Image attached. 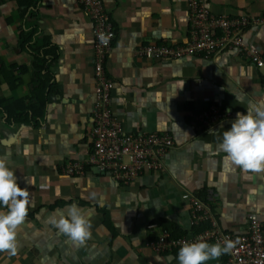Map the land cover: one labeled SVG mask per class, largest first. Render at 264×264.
<instances>
[{"label":"crops","instance_id":"0c3cea01","mask_svg":"<svg viewBox=\"0 0 264 264\" xmlns=\"http://www.w3.org/2000/svg\"><path fill=\"white\" fill-rule=\"evenodd\" d=\"M102 1L116 30L107 53V71L115 81L112 114L126 130L170 134L173 147L161 159V170L143 169L127 182L92 170L64 172L71 161L87 158L91 147L93 20L77 0H38L26 12L27 0H0V69L10 74L9 80L0 70V105L27 99L37 88L31 51L18 45L21 32L34 26L35 42L58 48L51 69L60 90L39 125L10 123L0 110V156L8 159L19 186L28 188L31 214L19 228L17 255L0 253V264H179L178 253H157L151 243L160 235L161 221L188 231L191 205L184 194L205 201L211 193L206 203L224 231H243L251 214L264 221V172L242 173L220 147L236 113L264 100V70L228 51L147 58L142 49L149 43L187 41L186 1ZM206 7L230 16L264 14V0H206ZM245 36L264 48L263 25H251ZM58 201H71L90 219L92 234L85 245L51 225L50 218L66 214L70 205L52 207ZM101 208L111 228L103 224ZM205 264H222V258Z\"/></svg>","mask_w":264,"mask_h":264},{"label":"built area","instance_id":"2783aa9c","mask_svg":"<svg viewBox=\"0 0 264 264\" xmlns=\"http://www.w3.org/2000/svg\"><path fill=\"white\" fill-rule=\"evenodd\" d=\"M77 1L94 24L95 103L92 108V125L89 131L91 147L88 156L71 161L64 167V172L81 175L92 170L95 173L112 174L117 180L127 182L141 175L143 169L161 170V159L173 147V138L168 133L132 132L116 120L111 110L115 81L107 71V53L116 35L114 22L102 0ZM185 1L191 25L187 41L175 45L149 43L142 49L144 56L175 59L183 55L208 57L228 51L241 54L256 68L264 70V48L249 44L245 36V31L251 25L264 26V14H216L206 7V0ZM101 33L108 38L107 43L101 42ZM261 77L264 83V72ZM214 116L215 112L210 110L208 120H212ZM206 120L199 121L205 125ZM207 194L205 201L187 194L182 197L191 205L189 227L196 230H191L185 236L174 237L163 228L151 247L157 253L166 254L178 251L186 241L203 238L209 243H222L230 239L235 247L222 255V264H264V221L251 214L243 231H224L219 228L209 211L206 202L211 201V193Z\"/></svg>","mask_w":264,"mask_h":264},{"label":"clouds","instance_id":"9594fccd","mask_svg":"<svg viewBox=\"0 0 264 264\" xmlns=\"http://www.w3.org/2000/svg\"><path fill=\"white\" fill-rule=\"evenodd\" d=\"M107 39L104 34H100L102 43H107ZM220 147L227 159L239 167L242 173L247 175L264 172V100L251 105L246 113H236L230 127L222 133ZM27 151L26 148L25 154ZM29 205L28 188L19 186L8 159L0 156V253H7L9 257L17 255L18 231L28 217ZM50 223L78 245H85L92 234L90 219L76 204H70L66 214L52 216ZM191 230L196 229L189 227L182 236ZM234 247L235 243L230 239L222 243H209L200 238L184 242L178 250L177 258L179 264H205L220 256L222 258V255L231 252ZM175 252L177 251L173 253Z\"/></svg>","mask_w":264,"mask_h":264},{"label":"trees","instance_id":"16d2710c","mask_svg":"<svg viewBox=\"0 0 264 264\" xmlns=\"http://www.w3.org/2000/svg\"><path fill=\"white\" fill-rule=\"evenodd\" d=\"M37 3L38 0H27V6L24 12H26L29 8H36ZM28 14L33 15L34 13L31 10ZM35 29L36 26L27 31H22L18 37V45L23 49L27 47L31 51V65L33 67L32 80H36L38 85L36 90L31 93V95L27 96V99H10L0 105V110L7 114V121L10 123L21 121L22 123H33L34 125H39L45 117L47 105L53 97L60 93L55 73L51 69L52 63H54L59 57L58 48L50 42H44L43 44L35 42V36H33V31ZM21 69L27 70L25 66H22ZM0 70L3 74H5L6 78L10 77V74L6 69ZM197 198L199 200H203L200 197ZM70 202L71 201H58L52 205V207H55L56 205L61 207L66 204H70ZM101 212L103 214L101 218L103 224L111 228L107 211L101 208ZM28 215L31 214L28 213ZM158 225L170 231L171 235L174 237H179L185 234L175 223L161 221ZM175 253H178V251Z\"/></svg>","mask_w":264,"mask_h":264}]
</instances>
